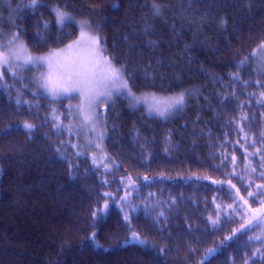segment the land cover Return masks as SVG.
<instances>
[{
	"label": "trees",
	"instance_id": "trees-1",
	"mask_svg": "<svg viewBox=\"0 0 264 264\" xmlns=\"http://www.w3.org/2000/svg\"><path fill=\"white\" fill-rule=\"evenodd\" d=\"M30 4L0 0V40L20 31L34 54L69 44L79 25H58L59 8L89 22L134 92L197 96L167 119L122 98L111 103L107 169L76 147L69 99H51L25 72L4 69L0 264H264V221L248 224L264 207V73L253 55L264 42V0Z\"/></svg>",
	"mask_w": 264,
	"mask_h": 264
},
{
	"label": "snow or ice",
	"instance_id": "snow-or-ice-1",
	"mask_svg": "<svg viewBox=\"0 0 264 264\" xmlns=\"http://www.w3.org/2000/svg\"><path fill=\"white\" fill-rule=\"evenodd\" d=\"M40 0H31L29 7L33 9L37 7ZM157 14L159 13V6L154 5ZM56 13V23L58 25H65L66 23H72L74 17L62 9H54ZM226 23V21H222ZM48 22H43V27L46 29ZM80 34L78 38L71 44L66 46V49L53 50L47 56H35L30 54L26 43L23 41L19 45L16 41L21 40L20 31L14 32L7 43L0 40V69H10L13 70V65L27 66L35 65L41 67L46 65L47 70L39 74V86L45 89L53 97H60L61 95H70L76 93L80 96L81 103L76 107V112L80 116L81 122L85 126H90L92 132H96L97 122L101 119V115L97 112V106L105 101L112 99L114 94L126 95L133 102V106L138 104H143L147 107L150 114H155L161 117L168 115L170 112L176 110L178 107L183 106L185 103V93H180L175 96L161 97L156 93H141L137 95L133 92L134 85H129L130 75L126 78V68L123 65L119 67L114 63V56H105L104 52L106 49L101 44V37L99 35H92L86 29L90 28V24L87 20L80 22ZM0 32V36H2ZM40 39V33H37ZM81 45H87L89 52L91 53V58L84 60L81 58H69L65 55L66 50L80 47ZM256 51H264V42H262ZM256 52H253L255 55ZM13 70V75H15ZM4 72L0 71V77H3ZM247 83V81H245ZM261 101H264V92L260 93ZM261 101H258L261 102ZM20 101L17 100V104ZM72 106H69L71 110ZM247 119V117H244ZM8 127H11L10 125ZM24 127L27 129H32L36 127L34 124L25 123ZM71 131V127L69 126ZM4 131V130H0ZM103 132L97 134V138L103 139ZM91 143V142H90ZM97 149L101 146L96 145ZM93 164H98L100 161L93 156ZM103 159V157H101ZM235 160V157H233ZM105 168L108 165H104ZM264 177V173H261ZM145 179H148L145 177ZM106 182V181H105ZM219 183V182H217ZM230 183V182H229ZM232 187H235L234 185ZM257 188H264V184L257 185ZM111 195L110 193H105V196ZM249 197H255L256 193L249 192ZM127 196L122 197L121 200H126ZM246 203V202H245ZM108 202L105 201L104 207L99 209L98 212L105 211L108 208ZM229 207H232L229 205ZM98 212H93L92 216H97ZM253 218L248 221L249 225H258L260 222L264 221V207L260 209H252ZM163 215V213H161ZM125 221L129 220L127 215L123 218ZM210 222L213 225L218 223V219H212L209 217ZM245 226L241 225V229ZM237 229L236 231H239ZM235 233H233L234 235ZM133 239H139L137 233H133ZM95 232L92 233V238L94 239ZM232 237L228 236L221 241L223 245L226 241L231 240ZM255 239H260L259 236ZM144 242V241H141ZM216 248H209L208 253L216 252ZM163 252V249H160ZM261 250L257 249L253 255H256ZM247 264V261H245Z\"/></svg>",
	"mask_w": 264,
	"mask_h": 264
},
{
	"label": "rangeland",
	"instance_id": "rangeland-1",
	"mask_svg": "<svg viewBox=\"0 0 264 264\" xmlns=\"http://www.w3.org/2000/svg\"><path fill=\"white\" fill-rule=\"evenodd\" d=\"M54 13H55V11H54ZM55 16H56V13H55ZM74 22H76V23H78V25H80V22H82V21L74 18ZM86 31L90 32L94 36L97 35L91 27L86 29ZM79 34H80V27H79ZM21 41L24 42L22 37H21V40L16 41V44L19 45ZM72 42H70L69 44H71ZM69 44H67V45H69ZM67 45L60 47V48L52 49L50 51L66 49ZM0 50H3V49H0ZM50 51H47L44 53H38V54L31 53L30 51L29 52H30V54L35 55V56H47L50 53ZM65 55L68 56L69 58H81L84 60H88L91 58V53L89 52L87 45H81L80 47H77V48L68 49V50H66ZM254 56H255V62H256L257 67L259 68V70L262 73H264V51H256V54ZM5 69H7V68H5ZM3 70L4 69H0V71H3ZM13 70H21V71L25 72L27 77L30 79V81L33 84H35L38 88H41L39 86V83H38L39 74L41 72H45L47 70V66L46 65L41 66V67H37L35 65L18 66L16 64H14ZM41 89L43 90L44 94H46L51 99H69L68 104H69V106L70 105L72 106L71 111H72L73 118H74V126L78 132L76 147L78 148V150L81 153L85 154L89 158V160L91 159L92 164H93L92 158L95 155L96 158L100 161L98 164H95V166L108 165L107 169H111L112 167H114V162L110 160V158L108 156V152H107V155H105V153H104L105 152L104 142H105L106 137H107L106 117L104 114L108 113V111H109L108 106L111 103H114L115 101H118V99L122 98L123 100H125L127 105L130 107H141V108H143L145 113L148 116L158 117L161 119H167V118H171V117L177 115L178 113H180L181 110L186 106L187 101L191 98H194L197 95V92L195 91V89L183 91V93H185L184 105L178 107L176 110L170 112L168 115L161 117V116H158L155 114H150L147 110V107L145 105H143L142 103L133 106L132 100H130L126 95L114 94V96L112 97L111 100L102 102L97 106L96 110L101 115V119L97 122L96 132H92L90 130V126H85L82 124L80 116L76 112V107L81 103V99H80V96L78 94L72 93L70 95H61L60 97L56 98V97H53L52 95H50L45 89H43V88H41ZM135 93L137 95H140L141 93H145V92H140V93L135 92ZM148 93H151V92H148ZM180 93H182V92L175 93V94H167V95H164V94H157V95L161 96V97H167V96H175V95H178ZM104 107H106V108L108 107V109H105L103 112L102 108H104ZM100 132L104 133L102 140L97 138V134ZM97 144H99L101 146L99 149H97V147H96ZM99 152L105 155V156H103V159H101L102 156L101 157L99 156Z\"/></svg>",
	"mask_w": 264,
	"mask_h": 264
},
{
	"label": "bare ground",
	"instance_id": "bare-ground-1",
	"mask_svg": "<svg viewBox=\"0 0 264 264\" xmlns=\"http://www.w3.org/2000/svg\"><path fill=\"white\" fill-rule=\"evenodd\" d=\"M41 1V0H40ZM41 89V88H40ZM42 90V89H41ZM192 90V89H191ZM43 91V90H42ZM187 91V90H186ZM197 96V95H196Z\"/></svg>",
	"mask_w": 264,
	"mask_h": 264
}]
</instances>
